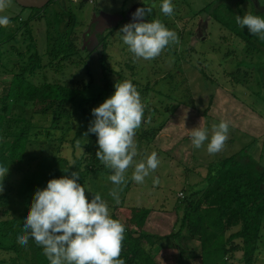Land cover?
I'll return each instance as SVG.
<instances>
[{
    "label": "rangeland",
    "instance_id": "rangeland-1",
    "mask_svg": "<svg viewBox=\"0 0 264 264\" xmlns=\"http://www.w3.org/2000/svg\"><path fill=\"white\" fill-rule=\"evenodd\" d=\"M80 1L81 4H75L71 0H56L41 12L39 19L22 27L21 32L15 25L2 30V34L7 37L14 36L0 47V94L12 81L13 74L22 71L29 63L31 54L35 53L32 49L34 43L37 51L43 55L49 50L48 38L62 37L74 31L77 45L82 50L80 57L88 58V65L96 78L93 88L85 97L92 98L102 90L99 58L104 56L112 71L109 97L114 93L117 81L130 80L140 93L147 113L153 114L145 120L146 114L142 123L147 121L146 127L162 125L163 128L151 143H139L136 136V161L146 159L152 152H156L160 160L158 168L145 178L143 184L130 179L133 171L130 167L126 174L128 183L119 194L120 203L116 204L108 194L114 187L108 180L111 174L93 175L83 184L86 198L91 202L93 195L100 193L111 216L118 207L151 209L143 230L155 235H170L177 221V206L184 200L189 188L201 185L211 164L246 149L249 155L264 166V55L247 52L241 35L248 36L250 33L246 26L241 28L235 22L236 15L243 16L246 13L264 18V0H172L175 5L172 16H165L160 11L162 0ZM213 3L207 13L202 12ZM147 6H152V13L145 16L144 20L160 19L166 27L178 34L180 43L166 47L153 60L134 61L119 31L124 24L133 21V13L137 8ZM30 13L31 10L24 9L23 19L27 20ZM256 38L254 35L253 41ZM43 60L48 63L46 56ZM81 63L77 57L73 65L65 63L59 70L38 69L30 76V80L37 85L45 81L61 84L72 80L88 81L86 66ZM202 65L210 79L204 78L199 72L197 67ZM237 69H241L242 82L230 86L224 73H237ZM246 74L249 81L244 82ZM156 82L158 85H155ZM147 85L150 90L145 89ZM152 89L169 95L170 99L159 96ZM223 89L234 100L233 107L228 106L225 114L226 120L230 122L229 138L223 151L209 155L206 151L208 141L196 149L189 133L195 127H206L210 139L211 126L219 124L217 119L209 117L215 99L211 102V97ZM24 108L22 105L14 106L11 114L19 117V120L28 118L32 112ZM140 132L141 127L136 135ZM90 135L84 137V150L91 142L88 157L96 158L97 137L91 141ZM44 140L30 144L27 160L9 168L6 186L0 192V215L3 219L0 228L2 225L7 228L12 223L23 231V223L35 191L45 188L50 179H58L61 172H68L75 163V157L79 158L84 153L82 148L74 149L71 143L63 142L65 144L61 147L58 142ZM98 163L102 164L100 161ZM154 179L158 183H154ZM31 242L35 241L30 238L26 245ZM10 245L11 242L0 239V261L9 258L4 249ZM166 245L152 252L159 264H201L198 260L187 258L188 253L199 246L198 241L184 242L183 246L188 251L185 258H179V251L165 248ZM260 248L261 253L257 255L255 264H264V238ZM32 257L31 253L30 260H33ZM230 262L244 264L242 253H236L235 259Z\"/></svg>",
    "mask_w": 264,
    "mask_h": 264
},
{
    "label": "trees",
    "instance_id": "trees-1",
    "mask_svg": "<svg viewBox=\"0 0 264 264\" xmlns=\"http://www.w3.org/2000/svg\"><path fill=\"white\" fill-rule=\"evenodd\" d=\"M54 1L56 0L50 4ZM213 5L214 3L202 12L207 13ZM44 9L31 10L33 14L26 21L19 23V32L22 27L30 25L31 21L39 19ZM14 20L16 19L10 20L11 23ZM29 32L31 33V30ZM73 34L74 31L65 33L62 37L48 38L49 50L43 55L37 51L34 43L32 49L35 53L31 54L29 63L22 71L13 74L12 81L0 94V165L8 167V170L11 166L21 165L27 160L30 144L44 139L58 142L61 147L65 143H71L74 149L84 150V137L88 136L90 123L95 119L92 109L109 97V78L112 71L104 56L100 57L102 90L92 98L85 97L93 88L96 78L88 65V58L80 57L82 50ZM13 36L5 39L0 36V47ZM253 36L241 35L247 52L252 55H264V41L258 36L256 41H253ZM105 37L103 35L102 38ZM44 56L48 58L47 64L44 63ZM77 57L81 60V65L86 66L88 81L72 80L66 84L45 81L37 85L30 80V76L38 69L59 70L65 63L73 65ZM197 68L204 78L210 79L203 65ZM237 70V73H224L230 86L242 82L241 69ZM247 74L243 77L244 82L249 81ZM155 85H158V82ZM148 88L147 85L145 89L150 90ZM152 90L159 96L170 99L169 95ZM213 98L212 96L211 102ZM20 105L29 108L31 116L19 120V117L12 115L13 107ZM207 111L208 109L205 115ZM146 114L148 113L145 109L144 116ZM152 116L153 114L149 113L145 120ZM146 122L141 125V134L136 135L139 143L153 142L163 129L162 125L146 127ZM95 136L91 133L90 140H94ZM90 144L91 142L86 145L81 157H75V163L70 170L61 172L58 178L75 171L79 175L78 182L83 185L90 176L112 174L110 169L98 163L97 157H88ZM6 180L7 175L2 181L3 188L6 186ZM151 212L152 210L147 208H115L111 217L120 220L126 228L120 257L125 264H159L152 252L165 244V248L178 250L179 258H185L188 251L183 246L184 242L193 240L198 241L199 246L188 253L187 258L192 261L198 260L201 264H232L230 261L235 259L236 253L241 252L244 264H255L257 255L261 253L260 247L264 238V166L249 155L246 149L219 163L211 164L201 185L189 188L188 194L177 206V221L170 235H155L143 230ZM2 221L0 215V224H3ZM21 234L23 231L18 225L9 223L7 228L1 226L0 239L11 242V245L4 249L9 258L1 260L0 264H50L36 242L29 245L17 242V237ZM31 253L33 260L29 258Z\"/></svg>",
    "mask_w": 264,
    "mask_h": 264
},
{
    "label": "clouds",
    "instance_id": "clouds-1",
    "mask_svg": "<svg viewBox=\"0 0 264 264\" xmlns=\"http://www.w3.org/2000/svg\"><path fill=\"white\" fill-rule=\"evenodd\" d=\"M12 4L13 0H0V13ZM174 9L172 0H162L160 11L163 15L172 16ZM151 13L152 6L137 8L133 21L124 24L119 31L134 61L153 60L166 47L180 43L178 34L160 19L144 20ZM235 22L264 41V18L260 15H236ZM10 23L8 16L0 15V26L7 27ZM114 88L110 97L92 109L95 119L88 132L97 137V159L112 171L108 180L114 187L108 194L119 204V194L128 183V169H133L130 179L143 184L158 168L160 160L158 154L152 152L146 159L136 161V131L142 125L146 106L130 80L117 81ZM229 130L230 122L221 120L218 125L211 126L210 139L209 129L201 126L191 129L189 135L196 149L208 141L206 151L215 155L223 151ZM7 173L8 167L0 165V192ZM78 180V173L73 171L70 175L50 179L45 188L35 191L23 223V234L17 237V242L26 245L30 238L33 239L50 264H125L120 258L125 225L111 217L100 193H95L89 202L86 189ZM154 183L158 180L154 179Z\"/></svg>",
    "mask_w": 264,
    "mask_h": 264
},
{
    "label": "crops",
    "instance_id": "crops-1",
    "mask_svg": "<svg viewBox=\"0 0 264 264\" xmlns=\"http://www.w3.org/2000/svg\"><path fill=\"white\" fill-rule=\"evenodd\" d=\"M104 1V0H103ZM128 1V0H127ZM71 2L77 4L76 2H79L81 4L80 0H71ZM84 2H91L92 0H84ZM126 5V3H125ZM124 5V7H125ZM123 7V8H124ZM23 8L20 7L19 5H17V3L13 0V4L10 8H8L7 10H5L3 13H0V15H6L10 18V20L16 19L14 20L8 27H3L0 26V36H2L3 39H5V37L7 38L6 35L2 34V30H7L9 28H12L11 26H18L19 27V23L22 21H26V19H23ZM116 11V10H115ZM113 11V12H115ZM25 13V11H24ZM33 13L31 12L30 15L28 17H30ZM224 90V89H223ZM219 90L217 91V95L214 96V101H213V105L209 110V117H211L212 119H217V122L220 120H223L222 118H224V120H226V116L225 114L227 113V109L228 106H232L234 104V100L233 98L230 97V95L224 90ZM164 236V235H163Z\"/></svg>",
    "mask_w": 264,
    "mask_h": 264
},
{
    "label": "water",
    "instance_id": "water-1",
    "mask_svg": "<svg viewBox=\"0 0 264 264\" xmlns=\"http://www.w3.org/2000/svg\"><path fill=\"white\" fill-rule=\"evenodd\" d=\"M17 5L23 9L42 10L46 8L53 0H14Z\"/></svg>",
    "mask_w": 264,
    "mask_h": 264
}]
</instances>
